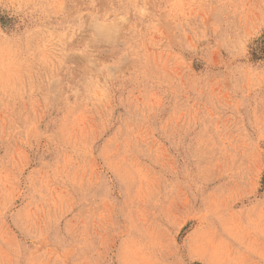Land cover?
Listing matches in <instances>:
<instances>
[{
	"label": "rangeland",
	"instance_id": "1",
	"mask_svg": "<svg viewBox=\"0 0 264 264\" xmlns=\"http://www.w3.org/2000/svg\"><path fill=\"white\" fill-rule=\"evenodd\" d=\"M0 264H264V0H0Z\"/></svg>",
	"mask_w": 264,
	"mask_h": 264
}]
</instances>
